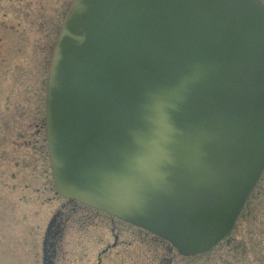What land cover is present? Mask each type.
<instances>
[{
    "label": "water",
    "instance_id": "1",
    "mask_svg": "<svg viewBox=\"0 0 264 264\" xmlns=\"http://www.w3.org/2000/svg\"><path fill=\"white\" fill-rule=\"evenodd\" d=\"M43 121L61 196L208 252L264 169V1L73 0Z\"/></svg>",
    "mask_w": 264,
    "mask_h": 264
},
{
    "label": "rangeland",
    "instance_id": "2",
    "mask_svg": "<svg viewBox=\"0 0 264 264\" xmlns=\"http://www.w3.org/2000/svg\"><path fill=\"white\" fill-rule=\"evenodd\" d=\"M72 1L0 0V264H43L52 219L63 220L55 264H264V170L225 239L193 256L171 246L169 263L137 241L112 247L106 223H83L82 203L65 204L50 175L43 116L52 49Z\"/></svg>",
    "mask_w": 264,
    "mask_h": 264
},
{
    "label": "flooded vegetation",
    "instance_id": "3",
    "mask_svg": "<svg viewBox=\"0 0 264 264\" xmlns=\"http://www.w3.org/2000/svg\"><path fill=\"white\" fill-rule=\"evenodd\" d=\"M75 203L76 201L74 199L65 198V204H74L76 206ZM71 206L73 207L72 209H75L73 205ZM80 207L84 209L83 213L80 214V218L83 223H90L92 218H98L100 221L108 225L112 237V242L110 243L112 247L122 245L124 242L137 241L143 245H150L153 250H157V248H159L158 253L167 257L168 263L171 261V257H169L171 254V244L166 240L103 211L83 204H80ZM62 224L63 220H59L55 224L54 219H52L51 223L47 226L43 233L41 246L43 264H55V262H58V259H55V257L56 254L59 253L58 249L60 250L61 248L58 245L62 234ZM103 250L102 253L104 252Z\"/></svg>",
    "mask_w": 264,
    "mask_h": 264
}]
</instances>
